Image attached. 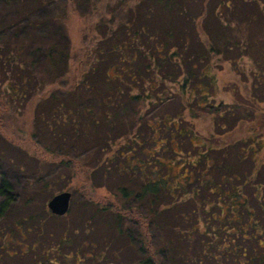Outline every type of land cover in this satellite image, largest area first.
Here are the masks:
<instances>
[{"label":"trees","instance_id":"trees-1","mask_svg":"<svg viewBox=\"0 0 264 264\" xmlns=\"http://www.w3.org/2000/svg\"><path fill=\"white\" fill-rule=\"evenodd\" d=\"M3 1L21 7L27 29L18 22L10 23L9 34L0 28V95L15 107L33 102L41 121L60 115L59 122L44 124L50 143L38 141L44 154L32 158L39 168L47 157L68 168L67 185L75 189L67 215L54 216L43 202L35 218L29 212L15 217L10 230L3 227L0 257L10 256L12 264H264V156L258 157L264 150V107L241 103H256L254 94L238 102L237 86L232 106L212 109L210 102L215 87L206 60L228 58L239 44L238 37H229L230 20L210 12L216 35L207 48L195 22L204 0H133L129 19L109 23L89 62L71 70L68 14L80 16L76 5L88 9L101 0H34L33 10L49 8L37 20L28 19V0ZM112 1L108 10L114 11L131 0ZM214 1L213 7L233 6L231 0ZM238 3L233 23L239 18L249 28L243 42L261 83L264 40L253 42L251 34L263 33L264 39V0ZM177 19L183 32L173 24ZM206 24L201 21L202 28ZM41 30L43 36L36 34ZM164 84L173 93L167 99L160 92ZM54 91L61 95L54 97ZM165 103L169 107L158 110ZM199 109L211 122L201 134L193 126ZM241 124L245 132L238 139ZM0 136L26 152L10 136ZM55 179L45 181L46 189ZM0 180L3 221L21 198L15 200L12 187ZM77 194L80 199H73ZM26 203L28 198L21 205ZM68 215L74 225L52 232L50 217Z\"/></svg>","mask_w":264,"mask_h":264},{"label":"rangeland","instance_id":"rangeland-1","mask_svg":"<svg viewBox=\"0 0 264 264\" xmlns=\"http://www.w3.org/2000/svg\"><path fill=\"white\" fill-rule=\"evenodd\" d=\"M34 0H28L24 7L26 10H28V19L30 20H37L39 18H42L46 16L49 13L48 7H40L36 9H32L29 4L33 3ZM58 4H65L66 2L64 0H57ZM112 0H101L96 3L95 6L91 8H81L76 5L72 7H75L78 9L79 15L75 13L68 14L67 20H66V28H67V34L70 39V57H69V68L72 70L77 65L82 64L84 61L87 64L89 60L91 59L93 48L96 46L100 39V32L103 30H107V27L109 23H112L113 26L118 24V19L120 16L127 17L125 14L129 13V8L132 10H136L135 2L133 0L128 1L126 3V7L124 9L123 6H119L114 11L108 10L112 4ZM203 12L202 15L199 16L195 22L197 26V34L199 35L200 41H203L205 45L208 48L209 43L207 40L211 37H215L216 30L214 28L213 22L211 17L209 16L210 12H217V14L221 13L220 20L222 19V16L228 20H230V26L228 28L229 37H238L237 41L239 40V44L237 46H231V50L229 51L230 56L228 58H224L223 56H217V55H209L206 62H208L205 66L208 65L209 71L208 74L212 77L213 85L215 87V90L212 91V100L211 102V108H215L216 106L222 108L224 106H232L236 100V93H234V90L232 87L237 86L238 89V102H241L240 99H243L241 95L247 96L254 94L253 96L256 99V103H250L247 98H244L241 103H247L249 104V109H256V107H264V79L260 80L261 83L256 81L255 76L256 68L255 64L253 63V58L248 55L249 49L246 44L243 42L245 35L248 33L246 30H249V28L244 27V24L240 22V19L238 18V21H234L235 17L233 16L234 13L231 11H238L240 10L236 9L238 8V5L241 3H238L239 0H231V3L229 5H233L230 9L224 6L221 7H213L215 6L214 0H204L203 1ZM196 6L193 4L191 6L192 8ZM245 6L249 7L250 5L246 4ZM30 7V9H29ZM241 7V6H240ZM21 7H16L12 4H7L3 0H0V28L2 29L3 33L9 34L12 31V28L10 27V23L12 22H18L20 26L22 27V30L25 31L27 29L24 19L21 20V16L18 15V11ZM215 8V10H214ZM87 9V10H85ZM127 9V10H126ZM250 9V8H249ZM248 9V10H249ZM111 11V12H110ZM212 12V13H213ZM82 13V14H81ZM85 13V14H84ZM135 13V12H133ZM216 13H214V18H216ZM102 17V20L100 18ZM180 20H174L173 24L175 23V26L180 28L177 30L178 32H183L184 29H181L183 26L182 23L179 22ZM201 21L204 23L206 22V26L203 28L201 27ZM103 22V23H102ZM34 31L31 32V35ZM40 34V36H43L45 34V30L37 31L36 34ZM260 33V32H259ZM255 34L252 32L251 39L253 42L256 41V38L259 37V40L263 39V33L261 34ZM42 34V35H41ZM196 46V45H194ZM211 47V46H210ZM207 48H205L207 50ZM219 49V48H218ZM177 50V49H176ZM195 50V49H194ZM251 54V53H250ZM230 61H227L226 59ZM253 59V60H252ZM256 75H255V73ZM159 76H155L153 79H157ZM204 79V78H203ZM211 80V81H212ZM255 84V86H252ZM261 84V85H260ZM168 86H171V84H168ZM167 85H162L161 93L167 94L166 99L169 98L170 95H173L171 93ZM67 87V86H66ZM168 88V89H167ZM257 90L259 93H255L254 91ZM167 91V92H165ZM3 92V91H2ZM7 93V91H5ZM159 92V93H160ZM0 95V133L4 134L6 136H10V139L12 141H17L21 147L26 151L24 153L23 150H19V147H13L5 143V139H3L0 136V178H4L7 183L12 187V195L13 198L19 200L18 203V209H14V211L10 214V216H7V218L3 221H0V233H2V228L5 227L8 230L11 228V221H15L16 218L20 220L18 217L28 214L29 212L33 214L35 218V211L42 210V203L45 202V207H47V202L50 200V198L62 191H70L71 195L74 192V184H69V177H68V168H64L62 165L57 166L53 162H51V158L47 157L48 161H46L44 166L42 168H39L37 165V160L34 161L32 156L41 157L44 152H42L39 148V142L43 141L47 144L50 143V139L48 138L49 135H47V131L45 132L46 124L51 125L53 123H57L60 121V118L57 113H52L51 115H45L44 118H42V121L37 119L35 117V104L27 103L24 108H20V105L14 106L15 103H11L10 98H7L6 96ZM59 92L54 91L53 96L57 97L60 96ZM240 96V98H239ZM252 104V105H251ZM165 103L164 106L160 105L158 107V110L166 109L169 107ZM246 105L243 104V108H245ZM202 111H205L202 109ZM196 117L193 119V126L197 133H202L206 130V128H209L211 126V122L209 121V115L205 112H201V109L197 110ZM46 114V113H45ZM198 114V115H197ZM67 115V114H66ZM70 116L72 114H69ZM68 116V115H67ZM188 117V115H185ZM50 118L52 120H50ZM78 119V118H77ZM33 124L36 127V132L33 135L34 127ZM40 125L44 126V128L41 130ZM240 126V125H239ZM238 126V139L244 134V125L241 124V127ZM60 131V130H59ZM58 131V133H59ZM64 134V132L62 131ZM58 139L61 138L60 135L57 137ZM9 140V139H8ZM264 149V148H263ZM30 154L31 156L27 155ZM264 150L258 153V157H263ZM31 158V159H30ZM50 161V162H49ZM43 162V161H42ZM59 174L62 176L58 178ZM56 177V181H54L53 186H51L50 189H46L47 185L51 184V178ZM261 181L258 180V178L255 179V181ZM48 184H45L46 182ZM21 183L23 184V188L21 186ZM28 183L27 186L32 189L30 192L27 191L25 185ZM1 180H0V189L1 187ZM55 190V192H54ZM103 191V189H102ZM2 192H8V190L2 191ZM50 192V194H48ZM54 192V193H51ZM100 193V191H98ZM1 193V192H0ZM25 193L26 195H24ZM26 196V198L24 197ZM29 199L30 203H26L21 205L25 199ZM79 197V198H78ZM81 196L75 195L73 199H80ZM2 197H0L1 200ZM72 199V198H71ZM28 202V200H26ZM75 203V200H72ZM71 202V201H70ZM74 205L71 207L73 208ZM48 209V208H47ZM43 211V210H42ZM67 215V213H66ZM56 216V215H54ZM64 216V215H63ZM16 217V218H15ZM49 218V217H48ZM15 219V220H14ZM23 219V218H22ZM25 220V219H24ZM30 223V222H29ZM4 225V226H3ZM48 227H53L52 232H61L64 227L66 226H73L74 221L70 215L66 217H62L60 219L57 218H51L48 222ZM26 226H29L28 223ZM75 226H77V221L75 222ZM20 228V226H19ZM21 231H23L22 228H20ZM48 230H46L47 232ZM15 232V231H14ZM45 232V235H46ZM156 232V231H155ZM15 237H19V233L17 231V234L14 235ZM2 238V237H1ZM0 238V240H1ZM15 240V238H14ZM12 241V240H11ZM13 247L15 248V251L17 250L16 242L13 241ZM0 257V264H12V258L7 255H1ZM6 256V257H4Z\"/></svg>","mask_w":264,"mask_h":264},{"label":"water","instance_id":"water-1","mask_svg":"<svg viewBox=\"0 0 264 264\" xmlns=\"http://www.w3.org/2000/svg\"><path fill=\"white\" fill-rule=\"evenodd\" d=\"M71 193L70 191H62L53 195L47 202V208L56 216L65 215L70 207Z\"/></svg>","mask_w":264,"mask_h":264},{"label":"flooded vegetation","instance_id":"flooded-vegetation-1","mask_svg":"<svg viewBox=\"0 0 264 264\" xmlns=\"http://www.w3.org/2000/svg\"><path fill=\"white\" fill-rule=\"evenodd\" d=\"M72 196V195H71Z\"/></svg>","mask_w":264,"mask_h":264}]
</instances>
